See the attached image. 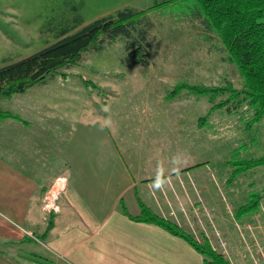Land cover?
Instances as JSON below:
<instances>
[{
	"label": "crops",
	"instance_id": "0c3cea01",
	"mask_svg": "<svg viewBox=\"0 0 264 264\" xmlns=\"http://www.w3.org/2000/svg\"><path fill=\"white\" fill-rule=\"evenodd\" d=\"M56 76L67 78L54 74L36 84ZM175 97L164 95L159 102ZM113 98L100 101L113 106ZM15 101L13 109H3L15 117L0 119V264H42L1 244L42 246L37 255L54 264H203L183 238L132 216L143 203L192 232L185 211L191 216L215 195L213 165L206 157L197 161L213 146L212 136H201L212 131L207 118L161 105L158 112L109 115V108L96 110V99L81 113H72V100ZM132 120L139 122L134 135L127 130ZM58 178L64 184L55 200L58 210L46 211L44 195ZM229 224L222 232L238 264L236 246L243 242L232 219Z\"/></svg>",
	"mask_w": 264,
	"mask_h": 264
},
{
	"label": "rangeland",
	"instance_id": "374dc122",
	"mask_svg": "<svg viewBox=\"0 0 264 264\" xmlns=\"http://www.w3.org/2000/svg\"><path fill=\"white\" fill-rule=\"evenodd\" d=\"M160 1L163 0H0V66L41 49L54 41L56 30L71 27L80 20L87 23L102 15L115 13L125 5L146 9ZM195 4V0H179L168 7L148 12L154 23L151 39L155 54L150 66L127 62L124 43L116 39L106 42L100 50L84 52L71 67H59L54 74L67 76L65 80L56 76L53 81L34 84L24 92L0 96V109H13L16 98H53L62 104L72 100V113H81L85 108L90 109L91 101L96 99L99 101L96 110L109 108V115L158 112L161 105L169 107L167 111L171 113L181 108L182 114L207 118L212 131L201 136L208 140L212 136L213 146L207 152H198L197 161L206 157L213 165L214 200L210 204L206 201L202 203L203 206L191 216L188 210L185 211V217H189L185 226H190L197 236L205 232L217 245L221 239L226 240L222 229L231 228V219V226L239 236L245 231L249 237L257 234V228L238 229L240 221L233 217V210L240 195L246 193L249 197L250 193L264 187V165L255 169H239L238 174L236 167L239 164L235 162L264 154V119L248 125L245 120L248 115L240 118L239 114L233 115L221 108L208 114L215 99H220V96L215 98L210 93L182 90L165 104L159 102L164 95L167 97L170 90L183 84L218 86L229 80L235 87L241 86V77L235 67L225 60L221 50L213 47L216 38H206L208 33L192 24L190 19L195 13ZM107 97L113 98V106L109 103L106 107L102 105V99ZM82 106L85 108L81 109ZM63 107L69 108V104L59 106ZM92 112L93 109L87 114ZM127 122L130 124L127 130L134 135L139 122ZM227 179L231 181L226 183ZM258 213L259 224L264 226V200L260 201ZM259 236L262 241L257 240L256 243L264 248V227ZM249 239V242H254V239ZM1 246L11 253L18 248L21 253L27 254L43 250L42 246L34 244L9 248L4 244ZM236 247L238 249V244ZM236 260L240 264L237 257ZM231 264L236 263L232 261Z\"/></svg>",
	"mask_w": 264,
	"mask_h": 264
},
{
	"label": "trees",
	"instance_id": "16d2710c",
	"mask_svg": "<svg viewBox=\"0 0 264 264\" xmlns=\"http://www.w3.org/2000/svg\"><path fill=\"white\" fill-rule=\"evenodd\" d=\"M179 0H163L146 9L124 6L97 17L89 22L80 20L77 24L58 29L55 39L41 49L22 58L0 66V96L7 97L24 92L36 83L54 75L59 67H71L89 50H100L107 42L122 40L126 49L125 59L132 64L149 66L155 52L151 39L154 26L148 12L168 7ZM192 24L207 32L206 38H216L213 47L224 53L241 77V86L231 81L224 85L183 84L170 90L167 98L177 96L182 90L189 93H210L215 98L208 114L217 108L230 114L245 117L248 125L264 119V0H195ZM63 76V75H62ZM88 82V81H87ZM15 117L0 109V119ZM206 118L201 117L200 120ZM247 125V126H248ZM239 169H255L264 165V154L258 157L237 160ZM246 171V170H245ZM244 171V172H245ZM231 180L227 179L226 183ZM234 204L233 217L236 220L252 221L259 212L260 201L264 200V187L248 195L242 194ZM141 211L134 219L152 222L169 233L187 241L203 256V264H231L221 250L214 248L211 237L205 232L200 236L186 230L175 222L153 212L141 203ZM227 240V239H226ZM22 241H31L23 239ZM24 258L35 257L38 263L54 264L48 256L29 252Z\"/></svg>",
	"mask_w": 264,
	"mask_h": 264
},
{
	"label": "built area",
	"instance_id": "2783aa9c",
	"mask_svg": "<svg viewBox=\"0 0 264 264\" xmlns=\"http://www.w3.org/2000/svg\"><path fill=\"white\" fill-rule=\"evenodd\" d=\"M63 185H64L63 179L58 178L55 181V183L46 191L44 198H43V204H42V208L44 210L46 211L58 210V206L55 204V200L58 196V193L62 190ZM259 215L260 213L254 214L252 221L250 222L242 221L239 224H237L238 229H240V227H243L245 230L246 229L251 230L253 228L258 229L257 234H256L258 238L256 235H253L250 237L254 239L253 243L248 242L246 240L244 235L248 234L247 231H245L244 233H241L240 235L243 243L238 245V249H237L238 254L236 255V257L244 264H264V248H262L258 243H256L257 240L258 241L261 240V237L259 236V234L262 233V227H264L259 224L260 222ZM254 225H257V226L254 227ZM213 246L214 248L221 250L225 255H227L230 261L232 262L233 257L231 256L232 254L229 251V244L227 240L221 239L219 244L217 245L213 244Z\"/></svg>",
	"mask_w": 264,
	"mask_h": 264
}]
</instances>
